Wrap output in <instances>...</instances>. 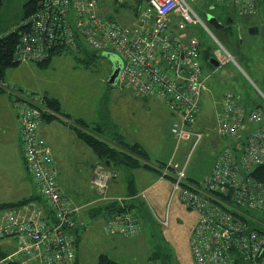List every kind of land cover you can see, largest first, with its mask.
I'll return each instance as SVG.
<instances>
[{"label": "built area", "instance_id": "obj_1", "mask_svg": "<svg viewBox=\"0 0 264 264\" xmlns=\"http://www.w3.org/2000/svg\"><path fill=\"white\" fill-rule=\"evenodd\" d=\"M196 1L147 0L149 7L136 22L122 25L102 13L100 0H35V11L14 29L20 33L14 61L38 63L59 49L79 52L83 46L102 56L118 54L124 60L119 85L137 98L163 101L177 119L172 131L178 145L194 139L193 150L204 138L196 125L209 80L201 63L202 42L187 33L198 24L205 27L192 6ZM234 6L252 13L259 0H234ZM225 52L219 53V66L233 60ZM0 86L6 84L0 80ZM216 103L215 131L227 143L215 154L211 172L193 183L187 176L190 152L183 166L168 164L173 175L162 176L173 180L172 197L178 193L199 214L191 238L195 264H264V231L250 225L252 211L264 213V180L254 175L264 166V111L247 110L242 95L233 92ZM15 107L23 156L39 200L0 209V241L16 239L19 244L0 264H76L74 229L80 208L62 194L56 162L41 135L43 116L51 112L43 96L31 93L19 95ZM111 179L112 173L99 165L92 185L104 196ZM106 231L133 237L140 231L139 218L128 209Z\"/></svg>", "mask_w": 264, "mask_h": 264}, {"label": "rangeland", "instance_id": "obj_2", "mask_svg": "<svg viewBox=\"0 0 264 264\" xmlns=\"http://www.w3.org/2000/svg\"><path fill=\"white\" fill-rule=\"evenodd\" d=\"M29 0H1L0 3V37L13 31L26 17L25 5ZM135 2V3H133ZM102 13L122 25L132 23L136 17V12L132 10L140 7L147 9L149 3L146 0H100ZM130 5V6H128ZM192 6L204 23L192 28L194 36L202 42V55L206 51L207 59L216 58L219 60L222 55H227L225 50L233 57L224 65L212 67L201 58L204 73L209 75L207 85L217 93V98L226 92L240 94L243 97V105L247 110L261 108L264 111V2L259 0L257 10L252 13H241L234 6V0H197L192 2ZM137 9V8H136ZM216 17L221 25L220 28L211 24L210 18ZM255 25L260 31L258 34L250 35L243 27ZM246 29V28H245ZM88 50L89 48L86 47ZM104 55V54H103ZM116 55L122 63L123 58ZM208 61V60H207ZM112 63L108 58L101 55L83 52L80 55H67L57 57L52 60L48 67L41 68L37 64H21L17 67L9 68L5 74L11 87L17 88L24 93L53 92L61 97L66 108L81 114L91 113L99 118L100 111L106 109L113 113L114 120L120 123L119 131H126L132 135L135 124H128V116H137L134 110L136 99L130 97V89L123 85L112 86L108 83L111 73ZM9 84V83H8ZM120 94L122 99H129L127 109L123 106L116 111L112 110V101L119 98L114 97ZM127 97V98H126ZM161 101V100H160ZM166 109L165 103L161 101ZM214 105V104H213ZM106 109V111H107ZM215 105L212 107L208 100L201 104V112L197 119V128L204 133V138L192 149L194 139L178 141L171 131V124L160 113H155L149 106L145 109L149 119L157 120V124L149 125L147 139L149 144L153 140L160 146L151 148L153 151L150 160L160 162L159 171L151 170L153 183L142 196L140 189L133 190V186L138 187V173L135 170L125 168L126 171L118 172V180L123 186H129V194L135 193V207L133 212L139 218L140 231L138 235L125 238L120 234L110 236L105 232L104 227L110 224V219L106 213L92 217L90 209L95 205H88L93 195H98L90 189V185L84 186L79 183L70 194H66L78 204H86L80 213L86 217H77L82 233L77 238V258L78 264H97L101 255H108L120 264H195L191 249V238L194 228L198 222L199 214L193 209H189L183 204L178 193L173 194V180L169 176H162L165 172L173 175L168 167L170 162L184 165L186 157L191 152L187 167V176L194 182L201 181L210 173L213 166L214 156L221 147V138L215 132ZM143 113V112H142ZM109 117V116H108ZM150 123V122H148ZM112 124V125H111ZM113 125L116 122L109 119V123L100 125H89L93 135H107L114 138L115 130ZM86 132L91 133L87 128ZM147 129V127H146ZM110 130V133H109ZM96 132V133H95ZM227 143V142H226ZM225 143V145H226ZM178 148V153L172 160L174 150ZM224 146V145H223ZM222 146V147H223ZM154 147V146H153ZM157 148V149H156ZM93 157H97L92 150H88ZM98 158V157H97ZM150 161V162H151ZM109 162V161H107ZM87 166V165H86ZM108 166V165H107ZM120 165L113 162L111 168H118ZM110 168V167H109ZM85 174L83 175V177ZM83 177H80L81 180ZM151 177V176H150ZM191 183V182H190ZM75 204V203H74ZM90 204V203H89ZM98 205V204H96ZM102 205V204H101ZM253 220L250 222L252 229L257 228L264 231V213L252 211ZM108 217V218H106ZM164 221L167 224L164 225ZM85 228V229H84ZM106 229V227H105ZM19 249L16 239L0 241V252L9 254Z\"/></svg>", "mask_w": 264, "mask_h": 264}, {"label": "crops", "instance_id": "obj_3", "mask_svg": "<svg viewBox=\"0 0 264 264\" xmlns=\"http://www.w3.org/2000/svg\"><path fill=\"white\" fill-rule=\"evenodd\" d=\"M136 8H134V4H133L132 10L134 9V11L136 12V17H139L140 12L145 9H142L141 6L136 7ZM135 22H136V19L132 23L126 24V25H133ZM192 32H193L192 29L188 31L187 32L188 36H192L193 34ZM83 52H89L90 54L99 55L98 53L94 52L90 48L88 50L86 46H83L80 49V51L77 52L76 55H80ZM64 56H67V55L63 54L57 57H64ZM202 59H204L205 62L208 64L206 51L203 53ZM210 66L215 67L211 63H210ZM41 68H44V67H41ZM4 81L5 83H7V87L2 88L0 86V207L3 205H7V206L17 205L23 201H26L32 198H33L32 200L34 201L39 200L37 185L28 172L25 159L23 156V152H22V146H21V123L19 120L18 110L15 107V101L18 99V93L21 91L19 90L16 91L15 87L10 86L11 84L10 82H13V81L6 79V77H4ZM130 93L132 94L131 90H130ZM31 94H34V93H31ZM38 95L47 96L49 99L58 101L60 111H61L60 113H62V114H59V113H54L50 111L53 117L47 116V118L45 119L43 117V122L41 124V135L43 139L45 140L47 146L50 148L53 158L56 162V165L58 168V181L61 187L62 194L64 196L69 198V196H67L66 194H70L71 192H73V189L79 183L83 182L84 186L90 185V189L98 195L96 198H94V195H93L92 200H90V202H87L86 204L93 205V206L96 204L99 205L98 203L99 198H101L99 193L94 189L92 185V179L94 176L95 169L99 165H103V164L101 162L100 157L88 146V144L85 141H83V139L79 137L78 135L79 131L76 126L78 121H82L83 123H85L86 124L85 127L89 130V125H100V123L108 124L109 119L113 120L114 122H116V126L113 125L115 130H111V131L112 133H114L115 137L110 139L108 138L107 135H105L104 137V135L102 134L99 135V137H101L103 140L111 144L113 147H116L120 151H122L123 149L127 151L128 148H131V147H128L126 149L125 145H128V146L138 145L143 151L141 156L145 157V162L141 160L142 166L139 168H130L124 163H119L120 166L114 169V168H111L113 162L111 164H107L108 166H106V168L112 173V179L109 181V187L106 192V197L108 198L107 201L121 200V199L129 197L130 195L129 186L126 187V186H123L124 184L119 183L118 172L121 169L126 171L125 168H129V169L135 170L138 173V181L140 182V184L137 183L138 187L137 185L133 186L132 191H134L137 188V189H140L141 193H144L148 188H150V186L153 184L150 182V180L153 178V175H151L150 171L154 170L157 172L159 171V168H160L158 166L160 162H153L152 164V161L150 160L151 153L153 152L151 148L160 146L161 141L158 140V144H157L155 140H153L152 143L149 144L148 139H147V133L150 129L149 125L153 123L156 126L157 120H156V117H155V120L153 119V121L152 119H149L151 115L149 116L148 112H145L144 110L148 109V107L150 106L155 113H160L165 118H167V121L171 124V131L173 130V125L177 120L176 117L172 114V112L169 109H168L169 110L168 112L169 114L171 113L172 116L170 115L167 116L165 114L166 109L160 100H158L155 97H143L145 98V100H139L138 99L139 97L136 98L134 95L130 97V99L135 97L136 99L139 100V102L136 101L137 103L134 106L135 108L134 110L138 112L137 116L135 114L131 115L132 114L131 111H130V114L127 115L129 117L128 120H126L128 124L130 123H133V125L135 124L133 131H132L133 136H131L129 133L127 134L126 131L124 130L119 131L117 129L120 127V123L114 120V117H111L113 116V113L109 112L110 110L108 111L109 104L106 106V109L108 108L107 111L106 109H104L102 112L100 111L101 116L97 118L91 113L81 114L76 111H73V112L70 111V109L66 108L63 99L57 96L56 94H54L53 92L50 93V90H49V93L40 92ZM114 97L119 98L121 100H120V104L117 100L112 101L111 107L113 111L114 110L116 111L117 109H120L121 106H123L122 101L124 103V107L127 109L128 107L127 103H130L129 99L123 100L122 98L124 96H121L120 94H117ZM220 98L221 97L217 98V93L211 90L210 87L208 86V90L205 92L203 100H202L203 104L209 100L212 104V107L215 105V109H214L215 119L217 117L216 101L217 99H220ZM140 99L142 98L140 97ZM215 125H216V122H215ZM198 130L202 132L201 129H198ZM84 131L86 132V130ZM89 131H91V133L89 134L93 135L92 130H89ZM109 133H110V130H109ZM220 144H221V147L219 148V150L222 148L223 145H225V140L223 138H221ZM89 149L92 150L98 158L93 157L94 155H92V153L88 151ZM177 153H178V149H176V146H175L172 160H174V156ZM144 164H148L149 167H145ZM84 174L85 176L83 177ZM80 177H83L82 180ZM74 203L77 207H81V212H82V209L85 208V205H86V204L82 205L80 203L78 204L76 201H74ZM101 214L103 213H100L97 216H100ZM106 214L108 215L110 219V224L114 218H117V216L115 215H111L108 213ZM80 218L81 219L86 218L84 216V213H83V216H81L80 214ZM94 218H96V216ZM107 225H109V223H107ZM107 225L105 227H107ZM79 227H80V224L78 223L76 231H75L77 237H80V234L82 233V230ZM105 227H104V230L106 232ZM108 234L110 236H116L115 238H118L119 236H121L120 235L121 233H115V234L108 233ZM125 238H128V237H125ZM77 262H78V258H77Z\"/></svg>", "mask_w": 264, "mask_h": 264}, {"label": "trees", "instance_id": "obj_4", "mask_svg": "<svg viewBox=\"0 0 264 264\" xmlns=\"http://www.w3.org/2000/svg\"><path fill=\"white\" fill-rule=\"evenodd\" d=\"M34 1L35 0H29L26 3V5H25L26 17L31 15L35 11L36 7H35ZM0 3H1V0H0ZM19 40H20V33H19V31H14V30L9 32L8 34H6L3 37H0V80L4 83H5L4 77H5L7 70L9 68H13V67H17V66L21 65L20 63H16L14 61V55H15L16 47L19 43ZM63 54L74 55V54H77V52H73L71 50H66V49H59L58 51L55 52V54L53 56H51L47 60H44V61H41L38 63H32V64H37L40 67H48L55 57L63 55ZM22 64H30V63H22ZM5 84H6V86L2 87V88L7 87V83H5ZM15 90L18 91L17 88ZM23 93L24 92H19L18 97H19V95H22ZM34 94H36V93H34ZM43 98L45 100L46 107L51 112L62 114V113H60L61 111H60L58 101L49 99L47 96H43ZM50 115H51V113H45L43 117H44V119L47 118V116L53 117V115H51V116ZM76 126H77L78 131H79L78 132L79 137L81 139H83V141H85L88 144V146L100 157L101 162L105 167L108 164L107 161H109V164H111L112 162H115L118 164L124 163L125 165H127L130 168H139L142 166L141 160L145 162V157L141 156L143 151L141 150V148L138 145H135V146L125 145L126 149L128 147H131V148H128L127 151L125 149L120 151L116 147H113L111 144H109L108 142L103 140L101 137H98L95 134L92 135V134L85 132L84 130H86L85 129L86 124L83 123L82 121H78ZM144 166L149 167L148 164H144ZM254 175L256 177L264 180V166L256 169V171L254 172ZM135 196H136L135 193H132L129 195V197L121 199V200L107 201L108 198L106 197V195H104V196L100 195L101 198H99V202H98L99 205H95V207H92L90 209V214L92 217H95V216L97 217V215L100 213H108V214L115 215V216L119 217L128 209H133L135 207V199L132 201L129 200V198L135 197ZM32 199L23 201L20 204L13 205V206L3 205L0 207V209H9V208H14V207H20L23 204H26L30 201H33ZM79 208H80V210L75 217L76 227L74 229V233H75L77 225H78L77 217L81 213V207H79ZM75 235H76V233H75ZM77 238L78 237L76 235V240H77ZM77 249H78V244H77ZM5 256H6L5 253L0 252V259L4 258ZM75 263L78 264L77 255H76V262ZM7 264H13V263H7ZM97 264H120V263L114 261L108 255H101V257L99 258V262Z\"/></svg>", "mask_w": 264, "mask_h": 264}, {"label": "water", "instance_id": "obj_5", "mask_svg": "<svg viewBox=\"0 0 264 264\" xmlns=\"http://www.w3.org/2000/svg\"><path fill=\"white\" fill-rule=\"evenodd\" d=\"M147 1V0H146ZM211 24L216 26L217 28H220L221 25L216 17L210 18ZM257 31V29L255 28ZM259 31L256 32L258 34ZM104 57L108 58L112 63L111 73L108 78V83L112 86H117L119 84L120 75L123 69V63L121 60L113 54L105 53ZM210 63L214 65L215 67H219V61L216 58L211 59ZM109 164V162H108Z\"/></svg>", "mask_w": 264, "mask_h": 264}, {"label": "flooded vegetation", "instance_id": "obj_6", "mask_svg": "<svg viewBox=\"0 0 264 264\" xmlns=\"http://www.w3.org/2000/svg\"><path fill=\"white\" fill-rule=\"evenodd\" d=\"M246 28V29H245ZM255 28L257 29V31H260V29H259V27L258 26H255V25H251V26H247V27H243L242 26V30L244 31V32H248L250 35H255L256 34V30H255ZM211 59L212 58H209L208 59V64H210V61H211Z\"/></svg>", "mask_w": 264, "mask_h": 264}]
</instances>
